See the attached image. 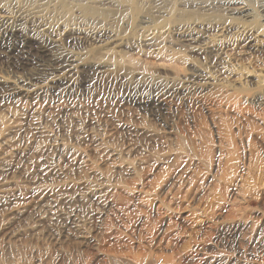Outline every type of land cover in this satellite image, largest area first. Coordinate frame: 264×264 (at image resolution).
<instances>
[{
    "label": "rangeland",
    "instance_id": "374dc122",
    "mask_svg": "<svg viewBox=\"0 0 264 264\" xmlns=\"http://www.w3.org/2000/svg\"><path fill=\"white\" fill-rule=\"evenodd\" d=\"M5 1L1 12L11 10ZM87 2L96 0L73 1ZM115 4L92 20L51 7L45 18L74 19L123 42L99 52L61 36L57 52L83 63V85L0 95V264H264V36L251 49L233 41L209 64L171 43L175 30L205 19L201 12L179 0ZM21 71L0 59V77ZM155 102L158 114L148 110ZM179 142L187 152H176ZM56 143L73 147L85 166ZM89 182L103 199L82 200ZM46 189L57 217L37 209ZM75 218L81 229L69 225Z\"/></svg>",
    "mask_w": 264,
    "mask_h": 264
},
{
    "label": "bare ground",
    "instance_id": "6f19581e",
    "mask_svg": "<svg viewBox=\"0 0 264 264\" xmlns=\"http://www.w3.org/2000/svg\"><path fill=\"white\" fill-rule=\"evenodd\" d=\"M73 1L75 0H11V10L0 11V59H6L10 64L16 66L17 70L20 69L23 72L21 76H16L13 79L0 77V95L6 98L18 96L33 98L44 96L49 92L58 93L62 90L63 86L68 84L74 87L83 85L85 83L83 63L80 60H76L73 54L71 55L67 51V53L62 51L57 52L61 46L60 41L63 39L61 36L65 33H70L78 42L80 40L84 43H90L99 52H107L112 45L114 47L123 45V42H120L121 40L119 41L116 36L106 32L105 29H99L100 27L93 28L92 25L90 27L86 23L76 24L73 23L74 19L72 21H64V18L61 17L63 21L59 20L62 22L55 21L56 23L54 24L46 22L50 7L51 9H55V11L62 10L67 15L74 10L78 15V19L84 16L80 20L90 16L86 21L94 19L92 16H95V14L100 17L101 14L105 15L106 12L113 13L120 8V6L115 4V0H96L93 4L87 2L85 6L77 4L78 2L73 3ZM8 4L6 3L7 6ZM179 5L181 8H193L198 13L201 12L199 13L200 18L204 17L205 19L194 21L190 28L181 27L175 30V38L173 41L171 40V43L186 48L190 52L198 53L209 64L210 62H217L233 41H235L233 46H237V48L242 43H245L251 49L252 46L250 47V44L255 41L256 37L264 36V0H179ZM2 8L4 7H1L0 4V10H3ZM95 10L102 13H97ZM215 10L223 14V19L219 17L220 20H217L218 14ZM97 15L96 17H98ZM21 21H24L25 24L26 22L36 23L37 27L35 29H26L27 31H25L22 29ZM31 39L38 41L39 45L36 49L28 46V42ZM218 41L222 42L219 49L212 45ZM96 64L99 65L98 63ZM99 69H101V66L95 67L96 72ZM195 72L205 79L206 83H204V86L213 88V79L205 77L203 74L205 72L203 71ZM76 75L78 76L77 79L74 78ZM147 103L150 104V102ZM159 105L160 102L151 103V106H148V110L157 113ZM1 125L2 121L0 120V136L2 135ZM11 140L14 139L6 141L11 143ZM183 143L179 142L180 145L177 143L178 148L176 152H187L188 147L186 146L188 144L185 145ZM101 146L99 144V147ZM55 147H57L56 152L58 154L68 155L73 163L81 161L84 166L87 163L84 157H81V154L76 152L73 147L64 143H56ZM10 154V152H5L4 156L8 157ZM97 176L101 177L100 175ZM107 183H109L108 180ZM99 187L96 182H89L84 187V193L79 195L82 200H87L89 198L87 196L103 199V192ZM50 192V190L46 189L39 193L41 197L39 198L37 209L40 213H49L57 217L55 206L50 204L51 201L46 199V197H51ZM103 203L107 205L105 200H103ZM79 223L80 221L76 218L69 219V225L77 229H81ZM238 231V225H234L231 234L235 236V234H238ZM222 264L227 263L223 262ZM241 264L249 263L245 261Z\"/></svg>",
    "mask_w": 264,
    "mask_h": 264
}]
</instances>
